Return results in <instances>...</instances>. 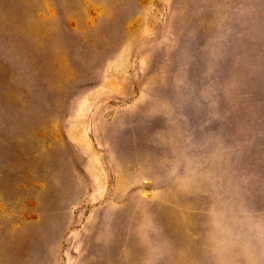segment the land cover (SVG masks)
I'll list each match as a JSON object with an SVG mask.
<instances>
[{"label":"rangeland","instance_id":"374dc122","mask_svg":"<svg viewBox=\"0 0 264 264\" xmlns=\"http://www.w3.org/2000/svg\"><path fill=\"white\" fill-rule=\"evenodd\" d=\"M229 182L264 209V0H0V264H204Z\"/></svg>","mask_w":264,"mask_h":264},{"label":"clouds","instance_id":"9594fccd","mask_svg":"<svg viewBox=\"0 0 264 264\" xmlns=\"http://www.w3.org/2000/svg\"><path fill=\"white\" fill-rule=\"evenodd\" d=\"M180 167L185 174L191 173L187 160L178 162L172 171L178 172ZM201 254L204 264H264V209L241 196L231 182L212 198ZM167 255V249L156 254L148 251L146 264H161Z\"/></svg>","mask_w":264,"mask_h":264}]
</instances>
